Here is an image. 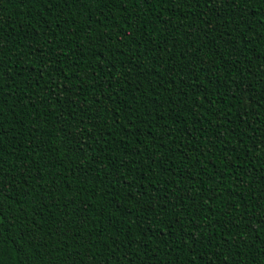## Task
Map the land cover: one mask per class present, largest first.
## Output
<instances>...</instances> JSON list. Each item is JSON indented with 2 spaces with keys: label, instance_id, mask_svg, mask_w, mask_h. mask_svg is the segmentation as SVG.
I'll return each mask as SVG.
<instances>
[{
  "label": "trees",
  "instance_id": "16d2710c",
  "mask_svg": "<svg viewBox=\"0 0 264 264\" xmlns=\"http://www.w3.org/2000/svg\"><path fill=\"white\" fill-rule=\"evenodd\" d=\"M217 6L220 8L219 16L224 17L223 26L215 11L205 12L201 16L203 9L195 6L186 8L184 4L175 6L179 15H173L170 5L156 6L149 11L140 4L138 16L127 0L123 5L99 8L93 4L81 7L77 4L57 3L51 10L42 0H25L24 3L20 0H0V35L4 37L7 49H10H6L5 59L12 58L11 65H6V68L15 80L12 83L6 79L3 91H0V101L3 102L0 108V132H6L2 144L6 151L0 153L3 157L0 167L6 175L17 177L14 185L18 191L27 192L26 198L21 197L26 208L29 207L27 201L36 195L33 189H38L46 202L54 200L50 205L53 216L63 220L64 214L59 209L66 207L69 219L74 221L68 232L70 237H75L79 242L81 238H87L89 232L93 233L91 239L96 245L95 249L91 245L78 249L76 243L69 241V257L76 256L79 251L84 264H104L101 252L113 246L110 237L123 233L120 249L116 252L121 258V264H127L123 259L125 253H128V260L132 264H175L177 258L180 264H199L201 253L211 256L215 249H209L207 240L202 238L200 232H195L198 243L193 250L194 254L189 255L187 249L180 250L185 241L179 238L190 236L195 231L186 217L176 226L177 229L182 227V231H173L172 236H166L163 242L157 231L158 228L166 229L163 223L152 224L153 231L147 237L139 233L135 221L141 214V205L148 197L154 202L167 193L169 201L175 202L177 197L191 187H196L198 192L203 188L211 195L217 190L216 186L221 184L220 177L223 176L222 187L218 190L222 199L208 200L205 196V200L201 201L207 202L211 209L209 222L215 221L221 227L228 223L231 227L233 218L225 216L221 211L226 204L235 202L241 211L244 210V203L252 205L254 199L261 200L264 205L261 191L264 181L260 180L264 175L260 171L264 162V0L237 5V8L246 9L247 21L238 27L235 21L240 18L239 12L226 9L223 5L213 7ZM123 8H127L128 12H122ZM253 9L256 15L248 20L247 13ZM101 12L105 15H101ZM230 12L233 15H229ZM112 16L116 20L110 19ZM124 16L128 18L127 23L123 20ZM117 20L120 21L119 29L110 27ZM229 20L233 23H227ZM145 22L147 33L142 34L140 23ZM132 24L137 25L135 29L129 27ZM181 24L188 27L182 28ZM213 28L216 31H212ZM117 31H122L126 36L122 42L112 36ZM185 31L193 35L186 36ZM104 32L112 36L107 45H103L100 39ZM224 32L228 33L233 42L239 39L247 50L242 51L241 44L236 43L233 52V45L223 39ZM149 45H155V51L150 56L138 55L145 52ZM106 48L108 51H105ZM36 49L39 52L33 54ZM120 52L123 55L117 54L115 60H112V54ZM76 54L83 57L79 70L72 66L76 62ZM57 57L63 61L64 73L55 71L60 66ZM194 60L198 67L208 71L197 72L195 77L188 75ZM45 61L50 62L44 72V79H38L37 73ZM110 61L115 67L110 66ZM129 63L133 65L131 70L126 66ZM154 64H158L160 73L164 74V88L168 91L161 89L159 76L155 72L149 73ZM169 65L178 66L174 75L179 77L183 74V84L179 79L175 83H167ZM93 69L96 70L94 75ZM72 73H77L79 78ZM138 73L141 75L138 76ZM65 74L68 78L62 79ZM137 83L144 85L140 93H134L131 87L126 86ZM8 84H12L11 89ZM98 85H103L104 92L109 93H115L123 86L124 91L119 92L118 96L120 105L107 99H102L99 107L93 104L94 98L103 94ZM109 85L112 87L109 88ZM65 87L72 92L78 90L79 95L73 97L75 105L88 109L87 112L66 102V96L71 93L62 90ZM181 89L186 94L187 108L180 106L183 97L176 95ZM153 91L157 93L155 102L164 103L163 108L157 109L155 103H149L153 99ZM193 91L195 95H192ZM141 93L143 98L140 102L143 107L139 109V114L143 122L136 125L138 130L134 134L128 128L129 135H124L122 129L126 121L121 107L131 106V110L135 111L136 102L132 97L140 98ZM197 101L201 105L199 110L192 107ZM69 111L71 116L67 114ZM146 111H151L152 116H146ZM118 112L120 123L114 125L113 120ZM192 112L200 117L199 124L194 122ZM62 113L66 122L61 127L56 122ZM86 116L91 117L95 127H90L87 122L81 126L80 122ZM177 119L179 124L174 123ZM201 126L203 140L197 130ZM69 129L72 136L83 140V152L79 146L70 143ZM168 129L171 130L170 135L165 134ZM101 135L107 140V145L93 139ZM153 136H163L159 146H154L157 141L153 140ZM217 136L224 137L223 142ZM189 144L195 151H188ZM205 144L211 149L212 155L200 157V149ZM117 148H121V151H117ZM170 148L175 152L174 157L169 152ZM138 151L140 155L135 157ZM150 157L155 159V164L151 163ZM126 158L132 164L133 171L120 168L117 175V166ZM194 160L198 161L195 165ZM22 161H31L29 171L24 170ZM241 164L249 172L247 177L239 171ZM253 165L257 169L255 176L251 172ZM209 172L212 173L211 178ZM22 175L34 178L42 176L43 180H29L28 185H24ZM238 177H244L245 184L249 186L241 185L237 190L234 185ZM117 179L121 182L116 183ZM137 179L142 180L147 190V197L139 204L135 199ZM193 181L196 183L193 184ZM127 183L133 184V190L127 188ZM109 190L112 195H103ZM10 194L15 197L16 192ZM40 203L37 199L31 207ZM15 208L14 201L11 205L5 201V215L8 219L0 230L4 264H13L14 259H19V248L24 247V239L17 237L20 225L12 219L14 212L9 214V209ZM248 211L252 216L264 217V206L260 209L250 207ZM128 212H131V216L126 215ZM237 223L244 228L243 217L238 218ZM141 226L147 228L148 224L141 221ZM250 227H255L264 236V227H261L258 219L252 221ZM27 229L25 225L23 230ZM217 231L209 228L204 236L212 234L219 241ZM241 236L251 245L247 231L242 232ZM233 237H229L230 242ZM129 238L135 241L130 248L125 246V239ZM145 239L147 249L141 246ZM48 243L51 255L47 258L50 264H72L70 258H65V253L56 251L63 244L59 237L53 236ZM187 243L192 247L191 240ZM14 250H18L15 256ZM25 251L31 257L33 250L25 248ZM252 251L254 249L241 246L238 257L241 264H244V256L250 257ZM93 253L94 261L89 259ZM80 258L77 257V261Z\"/></svg>",
  "mask_w": 264,
  "mask_h": 264
},
{
  "label": "snow or ice",
  "instance_id": "6c2138e0",
  "mask_svg": "<svg viewBox=\"0 0 264 264\" xmlns=\"http://www.w3.org/2000/svg\"><path fill=\"white\" fill-rule=\"evenodd\" d=\"M21 3H24L25 0H20ZM29 2H34V0H29ZM42 2H45L47 5H49V10H51V7H55L57 3H62L65 5L69 4H77L81 7H83L85 4H93L96 5L98 8L103 7L105 5L110 6V7H115L117 5H123L125 4L126 0H42ZM257 0H127V3L132 5V7L136 10L137 15H140V8L139 5L143 4L145 6V9L151 10L153 7L156 6H162V5H170L173 8V15H179L175 11V6L177 4H184L186 8H192V7H197L200 9H203L201 11V16L205 14V12L208 11H215L218 15V18L221 21V26H223L224 22V17L219 16L220 13V8L213 7L215 5H223L224 8L228 9H234L235 11H238L240 14L239 20L235 21L236 27H238L242 23H247L245 20V15H246V9L242 8H237V5L239 4H251L255 3ZM207 5L208 7L205 8L204 6ZM122 12H128L127 8H123ZM101 15H105V13L101 12ZM191 15V13H189ZM229 15H233L232 12L229 13ZM256 15L255 10L253 9L252 12L247 13V19L251 20L252 17ZM112 20H116L115 16L110 17ZM127 16L123 17V20L125 23H127ZM159 19V17H157ZM139 23V21H138ZM227 23H233L232 20L227 21ZM136 24L129 25V27L135 29ZM112 28H117L119 29L120 27V21H116L115 24L110 25ZM182 28H187V25L181 24ZM140 29L142 34L147 33V23H140ZM199 31V28L196 29ZM212 31H216L215 28L212 29ZM186 36H192L193 33L190 31H185ZM207 35V33H205ZM112 36L117 37L119 41L122 42L123 39H126V36L122 31H117L112 34ZM112 36H109L107 32H104L103 35L100 37V39L103 42V45H107L109 40L112 39ZM223 39L227 44L233 45L231 50L234 52L235 49V44L240 43L241 44V49L242 51H246L247 49L244 48L243 44L239 41V39L235 42L232 41L231 37L228 35L227 32H224L223 34ZM147 43V41H145ZM207 43V42H206ZM248 43H251V41H248ZM165 44H167V40H165ZM101 45H98L100 47ZM7 49V44L4 43V37L0 35V91H3L4 88V82L7 80H11L12 83H15L14 78L12 75L7 71L6 65H11V57H8L5 59V51ZM10 51V49H7ZM105 51H108L106 48ZM155 51V45H149V47L145 50V52L138 53V55L148 57L151 55L152 52ZM39 52V49L34 50L33 54H36ZM123 55V52L120 53H113L112 54V60H115L116 55ZM182 55V54H178ZM77 59L74 64H72L73 67L77 68L78 70L81 67L80 61L83 60V57L80 56L79 54H76ZM57 62L60 66L55 69L58 73H64V68L62 66L63 61L61 60L60 57H57ZM153 60H155V57H152ZM50 61H45L43 66L41 67V70L39 73H37L38 79H44V72L47 69V65ZM111 67H115V64L109 62ZM129 70L132 69L133 65L131 63L126 65ZM178 66L174 65H169V68L167 70V76H168V81L167 83H175L177 79H179L180 83L183 84L184 76L183 74L180 75L179 77L175 76L174 73L176 72ZM33 71L35 69L33 68ZM95 69L92 70L93 75L95 73ZM181 73H183V69L180 70ZM208 69H205L203 67H198L195 60L192 62L190 65L188 75L195 77L197 72H207ZM152 72H155L159 76L158 84L160 85L161 89L164 91H168V89L164 88V74L160 73L159 71V65L154 64L153 68L149 70V73L151 74ZM74 77H78L77 73H72ZM138 76L141 75V73L137 74ZM67 75L65 74L62 79H67ZM89 78H92L89 76ZM219 82V81H218ZM235 83V82H234ZM127 87H131L132 92L134 93H140V89L144 86L142 83H137L134 86L131 84L126 85ZM8 87L11 89L12 84H8ZM98 87L101 88L102 95L101 96H96L94 100L92 101L93 104H95L97 107L100 105V101L102 99H107L110 101H115L117 105H120V101L118 99L119 92L124 91V87H120L117 92L115 93H109V92H104V86L103 85H98ZM109 88L112 87V85L108 86ZM185 87H188L185 85ZM64 91H68L71 93V95L66 96V102L69 104H72L75 108H78L82 112H87L88 109H84L80 106L75 105V99L73 98L74 96H78L79 92H72L71 89H67L66 87L62 89ZM237 90H239V85L237 84ZM47 92L48 90L45 89ZM53 92L55 91L54 89L52 90ZM156 95L157 93L153 91V99L152 101H149V103H155V107L157 109L163 108L165 106L164 103H156ZM176 95L178 97H183L181 99L180 106L182 108H187L188 105L185 104L186 100V94L183 91V89L179 90ZM192 95H195V92H192ZM143 98V94L141 93L140 98L137 96H133L132 99L136 102V110L133 111L131 110V106L124 108L121 107V111L124 113V119L126 121V124L123 126V134L124 135H129L127 129L131 128L132 134H134L138 129L136 128V125L138 123H142V119L139 114V109L143 107V104L140 102V99ZM53 99H55V96H53ZM171 100V96L168 98ZM83 104V101H82ZM3 107V102L0 101V108ZM195 109L199 110L201 105L200 103L194 102L192 105ZM68 116H71L72 113L69 111ZM0 115H2V112H0ZM39 115V113H37ZM146 116H152L151 111H146L145 112ZM193 120L195 123L199 124L200 122V117L196 115L195 112H192ZM65 118L64 114H61L60 120H58L56 123L60 125L61 127L63 126V123H65ZM87 122L89 123L90 127H95L96 125L94 123H91V117L86 116L84 121H81V126ZM40 123H47V121H40ZM120 123V113L115 114V119L113 120L114 125H119ZM174 123L179 124V120H174ZM230 123V122H229ZM201 136V140L204 139L203 135V126L199 127L197 129ZM167 135L171 134V130L168 129L166 130ZM191 135V133H189ZM6 136V132H0V153L6 151L2 147L3 140ZM68 136L71 137L70 143L79 146V149L81 152H83V140L78 139L74 136H72L71 129H69ZM94 140H97L98 142L102 141L105 145H107V140L103 138V136H98V137H93ZM217 139L223 142L224 137L222 136H217ZM153 140L157 141V144L154 146H159V141L163 140V136L157 138L153 136ZM178 143V142H177ZM175 147V145H174ZM188 151H195L193 146L189 144L187 146ZM23 150V149H21ZM117 151H121V148H117ZM227 151V149H225ZM257 151L259 149L257 148ZM170 154L174 157L175 152H172L171 148L169 149ZM129 155H132L129 153ZM140 155L139 151L135 153V157H138ZM200 157H206L212 155L211 149L208 148V145L205 144L201 147ZM151 160L152 164H155V159L154 158H149ZM3 163V157L0 156V164ZM31 163V161H22V165L25 171H29L28 165ZM198 163L197 160L193 161V164L195 165ZM234 167V166H233ZM83 170V166H81ZM120 168H126L128 172H132V164L127 161V158L124 161H121L120 165L117 166V175L119 174V169ZM235 170V169H234ZM223 171V170H222ZM239 171L244 172V177H247L249 175L248 171L244 170V164H241L239 167ZM261 172H264V162H262L261 165ZM251 172L253 176H255L257 169L253 165L251 168ZM200 175V173H197ZM219 175V174H217ZM209 178H211L212 173H208ZM244 177H238L237 182L235 183L234 187L238 190L241 185H244L245 187H248L249 185L245 184ZM24 180V185H28L29 180L36 179L37 182L42 181L43 177L38 176L36 178L32 176H23L21 177ZM231 179V177H228ZM17 177L15 175H6L3 168L0 167V230L3 229L5 221L8 219V217L5 215V201L11 205L13 201L16 204V208L14 210L9 209V214L12 215L14 212V215H12V219L16 221L18 225H20L19 229L17 230V237L24 239V247L19 248L20 252V258L19 259H14L13 264H50V260L47 257H50L51 253L49 252L50 244L48 243L49 239L52 238L53 236L59 237L62 241L63 244L62 246L56 248V251L58 252H63L65 253V258L66 259H71L72 264H84V261L82 259V254L78 251L76 253V256L69 257L68 250L69 247L71 246L69 244V241H72L73 243L77 244L78 249H83L85 248L86 245H91L93 249H95L96 245L92 243V235L93 233L89 232L87 238H81L79 242L76 241L75 237H70L68 235V232L70 231V226L74 221H71L69 219V213L65 208L59 209L60 211L63 212L64 218L63 220H60L59 218L53 216L52 211H51V204L54 203V200L52 202H46L44 200V197L41 195L38 189H33V191L36 193L35 196H33L32 200H28L27 204L29 207H25L24 203L21 202V197L24 196L26 198L27 192H20L15 188L14 182L16 181ZM221 184L217 185L216 191H213L211 195H208L203 188L200 189V191H197L196 187H191L189 188L183 195L179 196L176 198L175 202L169 201L168 199V194L165 193L163 197H158L155 199L153 202L151 197H148L147 200H145V203L141 205V214L136 218V224L138 226V231L141 235L147 237L149 233L153 231L151 225L152 224H165V228H158L157 231L160 234V239L161 242H163L164 238L171 237L173 231H182V227L180 229H177V225H180L181 222L185 219V217L188 220V223L193 225L195 228V231L190 235V236H184L180 237L179 239H183L185 241L184 247L181 248V251H184L187 249V252L189 255L194 254L193 250L195 248V245L198 243V241L195 238V232H200L202 238L207 240V246L209 249H215V251H212L211 256H207V253H201V255L198 257V262L199 264H241V260L238 258L240 256V250L241 246L243 245L245 248H248L249 250L252 251V255L249 257L247 255L244 256V264H264V236H261L259 232H257L255 227H250L252 221L254 220H259V224L261 227H264V217H255L252 216L248 209L250 207H254L256 209H260L262 206L261 200L254 199L252 205H248L247 203L243 204V211H241L240 207L237 206L235 202L226 204V207L224 209H221L223 214L227 217H232L231 221V227H229L228 223H225L223 227H221V224L212 221H210V216L209 213L211 212L210 207L208 206L207 202L202 203L201 201L205 200V196L208 197V200L212 199H222V196L218 194V190L220 187H222V182L224 180V177L221 176ZM260 180L264 181V175L260 177ZM121 181L119 179L116 180V183H120ZM254 181H250L249 183H253ZM196 182L193 181V184ZM203 181L201 180V184ZM136 188L135 191L137 193L136 202L137 204L140 203L141 200H144L145 197H147V190L144 187V184L142 180L137 179L136 181ZM23 187V186H22ZM127 188L129 190H133V184L132 183H127ZM16 192L15 197H13L10 192ZM179 191V189H177ZM262 191V198H264V188L261 189ZM7 193V194H6ZM130 194V193H129ZM51 195V193H49ZM103 195L105 196H110L112 195L111 190L108 192H105ZM118 195V193H117ZM231 195V193H230ZM39 199L41 203L36 206V207H31V205ZM242 199V198H241ZM186 205L188 207H186ZM85 212H87V209H84ZM175 213V215H173ZM102 215V213H101ZM126 215L131 216V212L126 213ZM145 217H147L145 219ZM243 217L245 226L244 228L240 227V224L237 223V219ZM83 219V218H82ZM141 221L143 223L148 224L147 228H144L141 226ZM197 221H201V223H197ZM111 223V221H109ZM131 223V221H129ZM53 224L55 225L53 227ZM27 225L28 229L27 231H24V226ZM209 228H214L217 229V235H219L220 240L217 241L216 237L213 236L212 234H209L208 236H204V233L207 229ZM247 231L249 233V239H251L252 243L249 245L243 236H241L242 232ZM235 232V236L233 237V233ZM0 234H2V231H0ZM124 234L123 233H118L116 236L110 237L112 240V245L111 247H106L103 252H101V257L103 258L104 264H112V262H115V264H121V258L116 255V252L120 249V237H122ZM229 237H233V241H229ZM191 240L192 241V247L188 246L187 241ZM135 241L133 239H125V246L130 248L131 245ZM145 249H147V239H145L144 243L141 245ZM177 247H179V244L177 243ZM25 248L32 251L31 257H29L28 253L25 251ZM158 250V249H157ZM171 250V249H170ZM18 250H14V256L15 252ZM43 252V255L41 254ZM2 253L3 250L0 249V264H4L3 259H2ZM147 254V252L145 253ZM94 255L89 257L90 260L94 261ZM207 256V258H206ZM77 257H81L77 261ZM124 260L127 261V264H132L131 260H128V253H125ZM175 264H180L179 258H177Z\"/></svg>",
  "mask_w": 264,
  "mask_h": 264
}]
</instances>
